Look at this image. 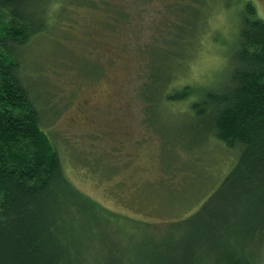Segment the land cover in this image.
Returning <instances> with one entry per match:
<instances>
[{
    "label": "trees",
    "instance_id": "1",
    "mask_svg": "<svg viewBox=\"0 0 264 264\" xmlns=\"http://www.w3.org/2000/svg\"><path fill=\"white\" fill-rule=\"evenodd\" d=\"M211 1L169 5L179 18L165 20L176 32L149 49L153 62L147 63L143 80L147 113L158 103L148 88L161 82V56L179 40L187 58ZM56 2L0 0V264H264V21L253 4L244 3V16L236 22L239 31L226 56L225 75L198 90L186 85L165 96L169 102L193 97L191 131L238 150V159L196 212L162 233L155 222L115 221L79 194L43 130V112L21 77L22 51L33 36L46 33V8ZM80 3L97 7L92 1ZM41 7L46 12L38 11ZM110 18L114 27L129 17ZM174 69L169 68L165 83L174 81ZM58 204L63 213L54 209ZM55 211L61 216L55 218ZM113 221L128 232L133 227L129 233L137 244L110 230Z\"/></svg>",
    "mask_w": 264,
    "mask_h": 264
},
{
    "label": "rangeland",
    "instance_id": "2",
    "mask_svg": "<svg viewBox=\"0 0 264 264\" xmlns=\"http://www.w3.org/2000/svg\"><path fill=\"white\" fill-rule=\"evenodd\" d=\"M57 1L46 8V33L21 50L20 73L38 100L43 130L61 155L65 176L115 221L155 222L154 228L168 232V224L196 212L234 166L238 150L191 131L193 97L169 102L165 96L225 75L248 0L209 2L187 58L179 40L161 56V82L148 88L158 103L148 113L143 80L153 62L149 49L176 32L165 20L179 18L169 5L184 0ZM249 1L264 21V0ZM120 13L129 18L111 26L110 16ZM171 66L175 79L165 83ZM58 205L54 209L63 213ZM56 211L55 218L61 216ZM108 227L137 244L133 227L128 232L114 221Z\"/></svg>",
    "mask_w": 264,
    "mask_h": 264
}]
</instances>
